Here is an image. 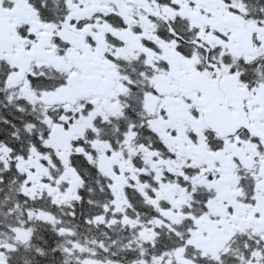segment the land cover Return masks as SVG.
Here are the masks:
<instances>
[{"label":"snow or ice","instance_id":"snow-or-ice-1","mask_svg":"<svg viewBox=\"0 0 264 264\" xmlns=\"http://www.w3.org/2000/svg\"><path fill=\"white\" fill-rule=\"evenodd\" d=\"M0 264H264V0H0Z\"/></svg>","mask_w":264,"mask_h":264}]
</instances>
